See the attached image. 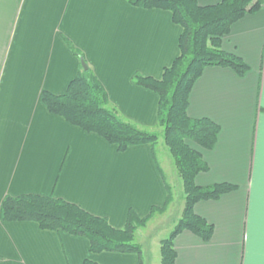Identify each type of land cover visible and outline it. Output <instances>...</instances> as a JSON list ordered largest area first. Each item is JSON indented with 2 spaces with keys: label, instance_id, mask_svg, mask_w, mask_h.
I'll return each mask as SVG.
<instances>
[{
  "label": "crops",
  "instance_id": "0c3cea01",
  "mask_svg": "<svg viewBox=\"0 0 264 264\" xmlns=\"http://www.w3.org/2000/svg\"><path fill=\"white\" fill-rule=\"evenodd\" d=\"M180 34L169 12L125 0H0V264H138L134 254H92L86 239L33 222H4L6 197L52 196L122 229L130 211L142 219L162 207L168 187L172 198L165 211L135 234L143 264H150L138 238H148L152 220L174 207L173 185L183 192L172 157L148 145L119 152L50 114L41 94L62 95L83 71L71 45L105 89L108 109L142 131H159L158 97L135 85L134 77L160 80L178 57ZM221 47L248 72L239 77L228 68H205L191 89L187 114L220 129L212 150L195 147L208 166L195 184L228 183L236 190L194 206L213 234L208 242L189 232L177 235L175 264H264L259 243L251 253L248 247V225L260 214L258 168L264 167V5L236 22ZM183 206L184 194L173 228ZM152 249L148 243V255Z\"/></svg>",
  "mask_w": 264,
  "mask_h": 264
},
{
  "label": "trees",
  "instance_id": "16d2710c",
  "mask_svg": "<svg viewBox=\"0 0 264 264\" xmlns=\"http://www.w3.org/2000/svg\"><path fill=\"white\" fill-rule=\"evenodd\" d=\"M129 5L145 10H161L171 14L172 22L180 27L178 57L163 70L160 80L134 77L135 85L152 91L158 97L157 123L163 130L167 147L182 183L184 206L181 218L168 238L160 243V264H175L173 241L182 232H189L208 242L213 227L193 211L199 202L216 201L236 190L228 183L199 187L198 174L208 171L198 147L212 150L217 142L219 126L209 119H191L187 110L194 83L205 68H228L239 77L248 72L247 65L236 55L222 50V41L231 27L246 15L255 14L264 0H221L210 6H199L197 0H125ZM73 54L81 53L69 45ZM41 102L50 114L62 118L87 134H95L122 152L132 146L156 145L158 136L122 121L107 108L108 97L91 70H83L67 86L62 95L41 94ZM166 201L140 219L130 211L125 226L114 229L105 218L94 216L77 205L52 196L22 195L6 197L1 205L4 222H33L41 230L63 232L84 238L92 254H134L143 264L141 247L134 242L138 229L143 228L156 213H162L171 201L166 187ZM82 264H96L85 260Z\"/></svg>",
  "mask_w": 264,
  "mask_h": 264
},
{
  "label": "rangeland",
  "instance_id": "374dc122",
  "mask_svg": "<svg viewBox=\"0 0 264 264\" xmlns=\"http://www.w3.org/2000/svg\"><path fill=\"white\" fill-rule=\"evenodd\" d=\"M152 133H155L158 136V141H157L155 146H156V149L160 152V155L163 153V150H164V153H166V155H168L169 159L172 160L171 156L167 150V147L165 146V144L163 142V130H162V128L159 127V131L156 130L155 132H152ZM173 168L175 169L174 166H173ZM174 171H176V170H174ZM173 196H174V201H175L174 207H172L171 210L165 216L160 217V218L157 217L156 219L152 220L151 225H150V229H149V231L146 232V234H147L146 237H148V238H144L143 236H142V238H138V241L142 242V244H143L142 248L145 252L144 255H145V259L147 260L146 262H148L150 264H159V244H157V242L159 240H165L166 238H168L169 234L173 230V221H175L174 213H175V211L178 210L177 206L179 204H182V200H183V192H182L181 188L179 191V190H177V187L173 185ZM150 233H152V234H150ZM134 239H135V236H134ZM148 243L150 244V246H152V248H154V251H153V249H152V251H149V255L147 253Z\"/></svg>",
  "mask_w": 264,
  "mask_h": 264
},
{
  "label": "snow or ice",
  "instance_id": "6c2138e0",
  "mask_svg": "<svg viewBox=\"0 0 264 264\" xmlns=\"http://www.w3.org/2000/svg\"><path fill=\"white\" fill-rule=\"evenodd\" d=\"M259 178L261 180V203L258 221H253L248 225V247L251 253L253 246L258 242L261 249L264 250V167L258 168ZM253 210L255 212V190H253ZM251 264V261H250Z\"/></svg>",
  "mask_w": 264,
  "mask_h": 264
},
{
  "label": "water",
  "instance_id": "95a60500",
  "mask_svg": "<svg viewBox=\"0 0 264 264\" xmlns=\"http://www.w3.org/2000/svg\"><path fill=\"white\" fill-rule=\"evenodd\" d=\"M81 66H82L83 70H87V65L84 62H81Z\"/></svg>",
  "mask_w": 264,
  "mask_h": 264
}]
</instances>
